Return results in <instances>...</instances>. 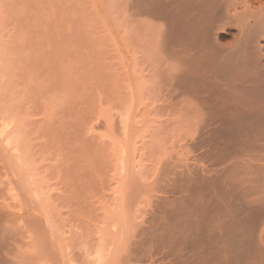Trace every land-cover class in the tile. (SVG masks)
<instances>
[{"label": "bare ground", "instance_id": "obj_1", "mask_svg": "<svg viewBox=\"0 0 264 264\" xmlns=\"http://www.w3.org/2000/svg\"><path fill=\"white\" fill-rule=\"evenodd\" d=\"M121 1L119 0L118 4H122ZM96 2L97 6L94 7L97 9L99 5L106 18L101 0ZM103 3L107 4L105 1ZM93 4L95 5L94 2ZM106 8L109 9L108 5ZM106 8L104 6L103 9ZM127 8L131 11V16H138L134 18L137 17L136 21L138 20L139 41L147 48L145 53V47L142 46L138 54L142 49L144 54L149 50L150 61L153 60L156 64L154 76L150 78L145 70H138V112L141 114V105L146 100L147 91L153 92L154 97L165 98L166 103L169 101L172 104L167 106L173 107L169 116L174 115L177 116L176 119L184 120L179 127L181 132L187 133L186 137L179 139V142L175 140V145L173 141V148L171 145L168 148L172 149L171 151L162 152L165 155L158 160L156 169L154 167L151 181H145L144 178L142 185L132 184V187H124V191H119L122 193L117 194L119 197L115 196L118 198L113 199L114 203L107 208L108 212L107 209L104 210L106 216L108 213L106 221L104 220L107 223H102L103 227L99 225L101 228L95 225L97 231L87 239L83 236L85 234L75 233L77 229L73 235L71 229L69 230L71 236L61 232L60 227L63 224L60 225L57 221L60 225L57 227L52 220L55 218L51 219L52 213L49 209L50 217L44 215L47 210L42 213L44 209L40 210L34 204L36 208H30V204L24 200V193L31 183L28 185L27 177L25 182L19 177L22 180L21 184L18 182V186L21 187L12 189L14 195L11 203L5 204V200L0 202L4 203L0 204V264H8L10 258L9 252H5L9 249L6 248L7 241L2 234L7 226L8 229L15 227V232L18 231L16 227L21 229V232L26 230L30 237L32 236L30 240L34 239L31 243L35 254L30 257V264H264V0H130ZM109 13L111 15V12ZM99 14L98 17H101ZM143 64L141 65L144 66ZM0 65L3 66L1 63ZM8 74L6 77L9 78ZM3 82L5 81L0 77V85H3ZM150 84L153 85L151 89ZM2 90L1 92H6V89ZM1 97L0 109L3 99ZM153 103L154 101L152 105ZM154 110L156 112V109ZM146 112L147 110L144 113ZM149 114L151 117V112ZM164 114L166 116V113ZM15 123L8 115L0 116V167L4 170L1 171L0 168V172L5 173V183L10 187L13 183L16 186L12 175L13 156L19 158H16L14 165L22 170L20 172L17 167V174L28 169L26 160L23 159V156H26L25 147L22 148L23 152V146L18 147L21 137L26 139V136H21L23 131L19 133L20 126L17 130L20 135L14 131ZM150 125L148 126L151 127ZM153 126L157 127L155 123ZM182 133H179L180 136ZM117 135L120 137L119 132ZM125 135L127 136V133ZM125 135L122 133L123 139ZM13 136V141H18L17 146L12 141ZM178 138L179 136L177 140ZM23 143L25 144L26 140H23ZM121 152L119 153L123 155V159L119 164L122 169L119 168V171L122 172L126 169L129 150L125 147L121 148ZM15 167L13 166V169ZM137 180L140 181L141 178ZM118 189H121V186ZM27 192L26 190V194ZM42 192L39 190L38 195L46 197ZM80 195L82 197L81 193ZM36 197L33 198L37 199ZM74 197L75 195L73 199L76 198ZM39 199L36 202L40 201ZM47 202L44 204H48ZM37 204L41 207V202ZM142 204L145 205L139 206ZM71 208L73 209V206ZM16 209L18 210L15 211ZM94 214L96 216V213ZM60 215L63 216L62 213ZM65 225L68 224L64 221L62 228H66ZM67 236L74 237L68 240ZM26 260H19L18 264ZM11 262L12 260L10 264Z\"/></svg>", "mask_w": 264, "mask_h": 264}, {"label": "rangeland", "instance_id": "obj_2", "mask_svg": "<svg viewBox=\"0 0 264 264\" xmlns=\"http://www.w3.org/2000/svg\"><path fill=\"white\" fill-rule=\"evenodd\" d=\"M104 1L107 2V4L103 3ZM124 1L126 3H124ZM129 1L130 0H122V4H118L119 0H101L100 3H102L101 6L103 5V8L104 6L106 8L107 5L108 8L109 6H113L109 9L106 8L111 12V15L106 9L102 8L106 16L105 18L101 13L99 5L97 9L94 7L97 6L96 0L92 2L91 0H0V37H3H1L2 39L0 38V63L3 65L0 67V70L5 71H0V75L3 74L0 77L5 81L3 82V85L5 83V87L2 83L0 87L1 90L2 87L3 90L6 89V92L5 90H2L3 92L0 90V94L5 92V96L8 97H5L4 94L1 95L3 99L0 114L4 113L3 115H8L9 118L14 120V123L16 120L15 124L19 125L16 126L13 124V126H15L13 128L16 129L14 131L17 132V134L22 131L25 133H21V136H26V139L25 137H21L19 140L20 145L18 141L16 142H18V147H21V145L23 146L21 147V152L25 149L26 156L24 155L25 153H23V159L26 160V166L28 167L27 170L20 173L22 171L20 169L21 167L14 165L16 164L15 160L17 157L15 158L13 156L14 163L12 164V175L15 176H13V181L16 182V186L15 183H13L11 187L5 183V173L0 172V202L5 200V204L11 203V198L14 195V193L12 194V189L21 187L18 186L21 184L20 180L24 179L25 182L28 179V185L33 183L32 186L34 185V187H32L31 184L29 188L27 186L28 189L25 187L28 191L27 194L26 190L24 193L25 202L27 201L26 203L30 204V208H34V205H36L40 210L44 209L42 213H45L43 211L47 210V214H44L47 216L50 215L48 214L50 210L52 213L50 215L51 219L55 218L52 220L58 225L57 227H60L62 224L64 225L65 221L68 225H65L67 226L66 228L64 227L65 230L62 228V225V227H60L62 231L61 229L60 231L66 232L68 236H71L69 232L70 229L72 235L77 229L75 233L85 234L83 236L87 239L97 231L95 225L97 227L102 225L101 227H103V224L107 223L104 222V220L106 221L107 219L105 217L108 216V213L106 216L104 210L112 206L114 203L113 199H117L119 197L118 195L122 193H119V191H124V189H126L124 187H132V184L133 186L138 183L140 184L144 178H146L145 181H147V179L151 181L153 176H151V174L155 171L158 160H160L166 152L172 150L168 148L170 145L171 148H173V141L175 145L177 143L175 140L179 142V139L183 140L186 137L185 134H187L185 131H182V133L179 127L184 120L179 118L176 119L177 116L174 117V115L172 117L169 116L172 113V106L169 107L167 105L172 104L169 101L166 103L167 100L165 98L154 97L153 92H146L148 93V95H146L148 100L146 97L147 101L145 100L144 104L141 105V114L138 112V70H145L146 75L148 74L150 78V76H154L156 69L154 67L156 64L153 60H151L153 61V63H151V55L148 53L149 50L147 54H144L147 48L139 41L137 33L138 20L136 21L138 16L130 15L131 11L127 8L129 6ZM124 5L127 9H125ZM105 10L108 14H106ZM115 11L118 13H115ZM96 12L101 17H98ZM118 14L121 15L118 16ZM107 15H109V17ZM135 16L137 17L134 18ZM142 46L146 49L144 48V52L142 49L141 53L138 54ZM143 54L146 58L143 57ZM6 57H8L9 60L6 59ZM3 58L4 60L2 61ZM7 74L9 78L6 77ZM8 80H10V82ZM6 81L9 82L7 85ZM150 85L149 89L153 87V85ZM153 97L154 100H152ZM9 98H11L10 101ZM153 101L155 104L153 103L152 105ZM9 102L11 106H9ZM2 107L3 112H1ZM163 107H165L166 110ZM142 109L145 110L143 111ZM154 109H156V112ZM146 110L147 112L144 113ZM162 111L163 113H161ZM150 112L151 117L149 114ZM164 113H166V116ZM172 120H179L180 122H173ZM139 121H141L142 124L141 122L139 123ZM153 121H155L154 123L157 125L156 128L153 126ZM168 121H172L173 124L178 123L177 125H173L172 122L169 123ZM124 122L127 123L124 125ZM164 122L166 123L164 124ZM147 124H151V127ZM160 125L161 127L163 126V128H161ZM171 126H173L174 129ZM18 127L19 133L17 131ZM146 127L149 130L151 129L150 132H147L148 129ZM120 128H125L126 130H123L125 132ZM115 129L119 132L120 137H118V132H116ZM15 132L13 134H15ZM122 133H124V135L127 133L124 139ZM179 133H182L181 136ZM177 135L179 136L178 140ZM141 139L143 140L141 141ZM23 140H26L25 144ZM121 140L128 142L125 143ZM162 140H166L167 143ZM13 142H15V140ZM143 142L145 146H143ZM153 142H155L154 146ZM122 143L125 145L127 144V146ZM15 146H17V144ZM156 146L158 147V152ZM125 147L129 150V158L127 157L126 160V169L121 172L119 171L123 159V155L121 156V148ZM118 148H120V150H118ZM163 151L165 153H162ZM17 159L19 160V158ZM18 160L16 162H18ZM13 166H16L15 169H13ZM17 167H19L18 169L20 170L18 174ZM1 171L4 170L1 168ZM148 171L150 173H148ZM136 178H141V180L138 181ZM17 179L18 181H16ZM119 179H123V181L121 180V182ZM18 182L20 183L18 184ZM24 186H26V184ZM120 186L121 189H118ZM34 188L38 191H43L47 195V198L45 195H38V191ZM73 189L75 192H73ZM77 191L79 192L77 193ZM34 192L37 193L35 194ZM29 193H34L32 196H37V199H39L40 196V201L37 202H41V207L39 206L40 203L39 205L37 204V199L31 197ZM80 193L82 197H80ZM91 193L93 194L91 195ZM68 194L75 195L80 201L75 197V199H73V196H69ZM69 197H71V199H69ZM46 201H48V204H44ZM67 201L68 203H66ZM76 201L79 202L77 203ZM85 201L87 202L86 204ZM97 201L99 202L97 203ZM100 202L102 204H100ZM76 204L80 206H76ZM144 205L142 204L139 206ZM71 206H73V209ZM100 209H102L103 212L102 210L100 211ZM17 210L18 209L15 211ZM106 211L108 212V209ZM61 213L63 216L60 215ZM85 213L86 215H84ZM90 213L92 215L96 213V216L95 214L92 216ZM97 214L100 215L98 216ZM74 217L76 221L75 219L73 220ZM64 218L66 220H64ZM57 221L61 224L59 225ZM56 224L54 225L55 227ZM12 228H10V230L7 226L5 228L6 231L4 229L2 233L7 241L5 242L3 237L4 242L7 243L6 248L9 249L5 250V252H9L8 257L11 258H9L8 264H10L11 260L14 264H18L20 262L19 260L25 261V259L28 261H21L20 264H25L27 262L30 264V257H33L35 254V250L32 248L33 243H31L32 241L34 242V239L32 241L30 240L32 236L30 237L28 231L25 230L24 232V230H22L21 232V229L16 227L19 231H16V233L15 227ZM25 235L28 237H25ZM68 236L66 237L68 240L74 237L72 236L70 238ZM8 243L11 246H9ZM11 247L14 249L12 248V250ZM17 251L20 253L19 255ZM26 252L27 254H25ZM13 253H15V255ZM20 255L22 256L18 260ZM12 262L11 264H13Z\"/></svg>", "mask_w": 264, "mask_h": 264}]
</instances>
